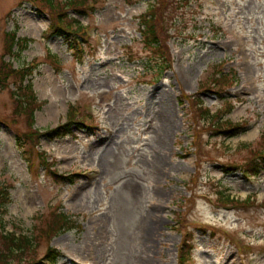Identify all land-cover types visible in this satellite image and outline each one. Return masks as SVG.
<instances>
[{
  "label": "rangeland",
  "instance_id": "obj_1",
  "mask_svg": "<svg viewBox=\"0 0 264 264\" xmlns=\"http://www.w3.org/2000/svg\"><path fill=\"white\" fill-rule=\"evenodd\" d=\"M89 4L65 10L85 27L76 50L45 0H0V65L29 66L36 95L30 129L14 79L0 84L7 230L42 233L66 213L72 226L35 247L37 259L58 249L56 264H179L188 235L186 264H264V170L229 169L264 149V0ZM152 5L158 50L139 20ZM14 31L28 46L12 56ZM69 121L38 154L18 148L16 132Z\"/></svg>",
  "mask_w": 264,
  "mask_h": 264
},
{
  "label": "trees",
  "instance_id": "obj_2",
  "mask_svg": "<svg viewBox=\"0 0 264 264\" xmlns=\"http://www.w3.org/2000/svg\"><path fill=\"white\" fill-rule=\"evenodd\" d=\"M51 10L53 16V23L51 25L52 33L58 34L66 39L68 47L71 49H78V45L86 39L85 27L76 19L69 18L64 20L66 16V8L68 6L72 8L75 13L88 15V4L91 0H69L62 2L63 11L58 10L55 6L54 0H45ZM93 4V3H92ZM92 6V5H91ZM90 7V4H89ZM152 7L149 8V13H145L140 16V25L142 26L141 34L145 39H148L149 46L155 50L161 48V39L159 35V28L155 22L157 15L152 12ZM40 11L44 10L38 8ZM10 34L8 39V49L7 53L15 56V54L21 53L27 48L28 40L25 38L17 37L16 31ZM84 38V39H83ZM87 40V39H86ZM18 45V51H15V47ZM0 73L3 76H0V84H3L9 78H13V84L15 89L12 90V96L17 101V106L24 110L28 111V117H30L29 128L33 129L35 123V108L33 103L36 101V95L33 87V77L32 69L29 66L20 65L15 67L12 62L8 61L0 65ZM221 77V76H220ZM218 81V80H217ZM222 83V82H221ZM71 121L68 123H63L60 126H57L54 129L47 130L45 133L41 132L40 129H34L32 131L16 132V142L19 149L23 151L26 158L30 157V152L26 146L34 145L33 149L39 144L42 136L47 137H61L71 133L70 125ZM229 128L240 127L237 124L227 122ZM231 126V127H230ZM221 132V131H220ZM226 132V131H222ZM38 154L36 149L33 150ZM31 152V154H34ZM40 153V152H39ZM42 155V154H41ZM43 156L42 160L45 161ZM47 164V162H46ZM230 170H242L247 176H258L264 170V149L256 150L252 152L251 158L248 161L241 163L240 165H231ZM62 177V176H61ZM70 178V177H69ZM72 178V177H71ZM10 202V191L9 189L0 184V210L2 213H5ZM55 220L49 222L48 228L42 231V233L26 235L19 232L17 229L11 231L7 230L5 223L3 224V214H0V263L3 264H56L61 258L62 254L58 249L50 247L45 255L37 259L35 247L39 243V239L46 237L51 239L55 235L56 231L67 230L72 226L68 215L66 213L60 212L55 213ZM54 228V229H52ZM42 234V235H41ZM188 235L184 240V244L180 247L179 255V264H186L187 257L190 256L188 242H190ZM28 257L26 258V254Z\"/></svg>",
  "mask_w": 264,
  "mask_h": 264
},
{
  "label": "bare ground",
  "instance_id": "obj_3",
  "mask_svg": "<svg viewBox=\"0 0 264 264\" xmlns=\"http://www.w3.org/2000/svg\"><path fill=\"white\" fill-rule=\"evenodd\" d=\"M147 227H148V225H147ZM148 231H149V228H148V230L145 231V235H146L145 237H146V238L149 237V232H148Z\"/></svg>",
  "mask_w": 264,
  "mask_h": 264
}]
</instances>
